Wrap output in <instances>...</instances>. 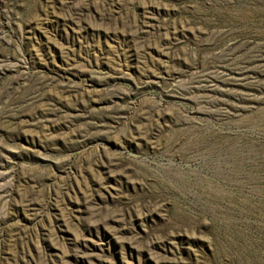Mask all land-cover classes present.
I'll return each mask as SVG.
<instances>
[{
    "label": "rangeland",
    "instance_id": "374dc122",
    "mask_svg": "<svg viewBox=\"0 0 264 264\" xmlns=\"http://www.w3.org/2000/svg\"><path fill=\"white\" fill-rule=\"evenodd\" d=\"M0 264H264V0H0Z\"/></svg>",
    "mask_w": 264,
    "mask_h": 264
}]
</instances>
